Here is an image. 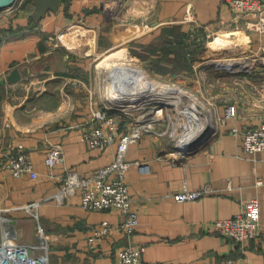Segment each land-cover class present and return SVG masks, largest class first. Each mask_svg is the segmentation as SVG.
Returning <instances> with one entry per match:
<instances>
[{"label":"crops","instance_id":"crops-1","mask_svg":"<svg viewBox=\"0 0 264 264\" xmlns=\"http://www.w3.org/2000/svg\"><path fill=\"white\" fill-rule=\"evenodd\" d=\"M111 1L117 2L115 16L107 8ZM25 2L0 10V214L15 221L16 240L35 242L40 225L49 240V264H119L117 251L128 246H145L144 258L152 264H220L225 259L264 264V152L249 155L242 148L245 131L264 122V34L250 30L246 19L218 0H59L57 10L39 21L32 17V3ZM175 31L186 34L187 43L208 40L209 45L212 39L209 47L221 52L218 60L247 63L256 91L236 97V81L211 82L205 116L213 131L184 155L150 135L131 144L126 181L139 224L131 236L115 231L91 249L90 226L116 224L122 213L87 211L79 193L61 204L53 197L68 170L86 177L114 160L115 145L93 150L83 141L92 108L104 106L95 102L87 82L95 70L106 69L105 60L138 62L132 51L165 44L162 38L172 39ZM13 69L20 80L6 81ZM187 73L173 78L195 85ZM228 106L234 107L233 118L225 117ZM18 143L39 173L37 180L14 178L1 168ZM50 144L63 149V162L52 169L45 165ZM135 161L149 171L142 173ZM205 186L211 192L196 200L168 197ZM251 198L260 203V237L242 247L207 228L213 220L239 213Z\"/></svg>","mask_w":264,"mask_h":264},{"label":"built area","instance_id":"built-area-1","mask_svg":"<svg viewBox=\"0 0 264 264\" xmlns=\"http://www.w3.org/2000/svg\"><path fill=\"white\" fill-rule=\"evenodd\" d=\"M226 6L237 18L246 19L249 28L257 34H264V0H218ZM111 3V4H110ZM109 13L117 10V2L108 3ZM111 14V13H110ZM226 64L227 71L234 73L236 69L249 70L247 63L239 65L231 61ZM116 68L118 66H115ZM222 68L223 65H217ZM133 68L128 66L129 71L118 74L115 79L116 88L110 84L112 95L105 96V104L102 108L93 107L87 128L83 133V141L89 149L104 150L110 146H116L113 162L97 169L89 176H80L76 171L68 170L61 181L60 188L53 195L58 203L64 202L67 197L79 193L80 205L87 211L117 210L123 215V219L116 224L109 221H101L97 225L90 226L88 243L94 249L97 242L112 232H122L131 236L138 224L137 213L133 209L126 173L132 164L126 159V152L131 144L139 142L144 136L150 135L156 139L168 138L174 143V147L189 142L203 129L207 123L199 105L194 107L190 104L179 105V108L170 113L167 109L172 103V98L165 96L164 92L156 93L154 88H145L122 92L119 85L128 83ZM237 72V71H236ZM135 76V75H134ZM148 78L150 77L147 73ZM150 82H156L151 79ZM132 84V83H131ZM153 85V84H152ZM161 85L158 89H166ZM134 90V89H133ZM166 92V91H165ZM183 95L182 93H180ZM180 100V99H179ZM195 102V101H194ZM235 110L233 106L226 108L225 117L233 118ZM236 130L234 129V132ZM244 153L255 155L264 152V122L245 131L242 138ZM63 162V149L59 144H50L48 147L45 165L52 169ZM142 173H147L149 167L145 163L134 162ZM14 178L29 177L37 180L39 173L22 143L15 146V152L8 156L1 167ZM211 192L207 186L199 190L184 188L181 192L168 197L176 202L196 200L206 193ZM30 209V205L27 206ZM260 203L257 198H251L242 204L240 212L230 218L217 219L209 222L207 228L214 234L236 242L242 247L247 241L256 239L262 235L260 219ZM11 219L0 214V264H49V240L42 227L37 226V238L33 243L18 242L15 238V229L11 225ZM145 246H128L121 248L116 253L119 264H152L144 258ZM220 264H247L245 260L225 259Z\"/></svg>","mask_w":264,"mask_h":264},{"label":"rangeland","instance_id":"rangeland-1","mask_svg":"<svg viewBox=\"0 0 264 264\" xmlns=\"http://www.w3.org/2000/svg\"><path fill=\"white\" fill-rule=\"evenodd\" d=\"M118 11H119L118 9L112 10V12H110L111 14L110 13L109 14L110 16H115L118 13ZM207 41L208 40H205L203 42L202 40L195 41V43L197 44L201 42L203 44H201L200 46H197L195 48V52L189 53V58H191L190 62L192 66V71H191L192 76L190 75L189 72L187 73V75H190L192 77L193 81H195V85L192 84L191 86V85H188V83L185 84L183 81L181 82L180 80H176L171 75H167L166 77H161V78L154 76L152 72H150V62L151 61L149 60H140L137 62V61H128V60L127 61H123V60L115 61L114 59H107L105 60V62H103V64H106V67H105L106 69H101L98 71L95 70L92 73L91 80L89 79V81L87 82L89 85L90 92L92 93L94 100L97 104L104 105L105 96L106 97L112 96V95L109 96V94H105L107 92L106 87H107V90H109L111 87L109 83L107 82V77L109 76V80L111 78V80L115 81L114 79H116V75L114 76V74H116L118 69L120 68V67L116 68L115 66L139 67L146 74L148 73V75L150 76L149 80L153 79L156 82H159L161 85H165V86L171 85L172 87H176L178 89L177 92L179 91L178 92L179 98L178 99L172 98L171 100H172V103H174V105H169L167 108L170 113L175 112L179 108V105L183 106L186 104H190V102L192 101L194 104L201 106V109H203L204 118L208 117V116H205L206 115L205 113H207L208 107H211V104H208V103L212 101V96H213L211 95L213 87L210 86V83L214 82L215 79H223L227 82L236 81L238 83V85H236L238 92L234 91L233 93L235 95L237 94L236 97H238L239 93L243 95H247V93H251L250 92L251 90L255 92L256 85L254 87L251 85L252 78H254L252 69L247 70L248 69L247 68L246 70H243L241 68L236 69L234 67L235 72L229 73L225 66L229 62L227 60H218V58L221 57L220 55L221 52L219 51L213 52V50L210 49L211 47L210 43L213 40L212 39L209 40L211 41L209 45ZM191 42H194V41H191ZM191 48H194V47L191 45ZM201 48L203 50H201ZM212 53H217V55L215 57H212L213 55ZM232 62H235V61H232ZM217 65H223V67L218 68ZM219 74L220 75L225 74L229 76H226L224 78H220V77L218 78V76H220ZM263 82L264 80L261 82L262 86H264ZM180 93H182L183 95H181ZM164 140L166 144H169L170 146L173 147L174 143L169 141L167 137ZM32 225H33V222H32Z\"/></svg>","mask_w":264,"mask_h":264},{"label":"trees","instance_id":"trees-1","mask_svg":"<svg viewBox=\"0 0 264 264\" xmlns=\"http://www.w3.org/2000/svg\"><path fill=\"white\" fill-rule=\"evenodd\" d=\"M61 2L67 0H60ZM32 0H26L24 6L31 4ZM185 36V37H184ZM186 42V34L176 32L172 39L162 38L165 44L153 43L143 47L140 52L132 51V55L141 60H149L150 72L157 77H166L167 75L177 76L183 72H191V58H187L186 54L195 52V48L201 43ZM191 45L194 48H191Z\"/></svg>","mask_w":264,"mask_h":264},{"label":"water","instance_id":"water-1","mask_svg":"<svg viewBox=\"0 0 264 264\" xmlns=\"http://www.w3.org/2000/svg\"><path fill=\"white\" fill-rule=\"evenodd\" d=\"M17 0H0V10L4 8L11 7ZM59 0H32V10L31 14L35 21L41 20L48 12H55L58 8ZM9 82H17L20 80V73L18 69H13L10 74L5 78ZM4 80L0 81L3 84ZM213 131L210 123H206L203 129L195 136L192 140L187 143L180 145L179 147H174L175 152L181 155L186 154L195 150L199 145L204 143L208 136ZM11 225L15 224L14 220H11Z\"/></svg>","mask_w":264,"mask_h":264},{"label":"bare ground","instance_id":"bare-ground-1","mask_svg":"<svg viewBox=\"0 0 264 264\" xmlns=\"http://www.w3.org/2000/svg\"><path fill=\"white\" fill-rule=\"evenodd\" d=\"M226 41L229 42L230 41V38H227ZM118 67H120V68L118 69L117 73L114 74V76L116 75V79H118V77H119L118 74L122 75V73H125V72L129 71L128 67H123V66H118ZM133 69H134V71H131V72H134V75L135 76L134 75H131V77H133L134 79H131L130 81H128V83H126L124 85H119L120 88H119V91L118 92H120V91L126 92V91H129L130 90L133 93L135 90L139 91V90H143L145 88L152 87V88H154L152 90H154V92H156L157 94L158 93H161V92H164V95L165 96L176 97V94L178 95V92L179 91L177 92L178 89L176 87H167L166 89H163V90L162 89H158L157 87L160 86V83L159 82H150L147 74L141 68H133ZM110 84L111 85L113 84L114 88H116L115 81L111 80L110 81ZM163 86H165V85H163ZM106 91L107 92L105 94H109V92L107 90V87H106ZM109 96H110V94H109ZM193 105L196 108V104L193 103Z\"/></svg>","mask_w":264,"mask_h":264}]
</instances>
